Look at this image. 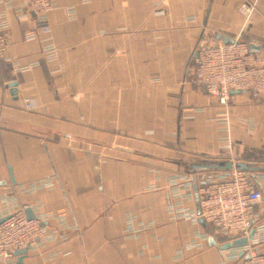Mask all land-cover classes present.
Listing matches in <instances>:
<instances>
[{
	"label": "crops",
	"instance_id": "1",
	"mask_svg": "<svg viewBox=\"0 0 264 264\" xmlns=\"http://www.w3.org/2000/svg\"><path fill=\"white\" fill-rule=\"evenodd\" d=\"M244 1L58 0L48 34L25 10L5 14L0 198L14 193L19 206L40 205V213L65 210L67 222L50 220L62 240L21 264H229L203 223L173 217L180 197L171 180L201 170L191 165L254 166L249 154L264 156V92L224 103L190 80L197 43L208 35L264 53V0H248V15ZM49 45L57 61H47ZM193 197L180 199L195 208ZM129 216L135 227L154 226L128 237ZM205 231L201 247L188 246Z\"/></svg>",
	"mask_w": 264,
	"mask_h": 264
},
{
	"label": "built area",
	"instance_id": "2",
	"mask_svg": "<svg viewBox=\"0 0 264 264\" xmlns=\"http://www.w3.org/2000/svg\"><path fill=\"white\" fill-rule=\"evenodd\" d=\"M58 0H0L4 9L0 10V61L6 59L10 42L4 28L5 14L10 10L31 13L40 23L44 34L50 32L47 15L58 7ZM63 1V0H61ZM252 3L245 0L240 12L248 15L253 11ZM69 18H77L74 6L65 8ZM21 18L25 14L19 15ZM28 32L27 36H33ZM249 43L241 40L225 41L221 36L208 35L200 39L196 46V57L190 80L194 88L202 93L227 102L233 92H247L253 99H259L264 92V53L252 52ZM48 62L57 61V49L53 45L44 48ZM27 66L24 70H28ZM61 69H64L62 67ZM30 107V104L27 105ZM49 187V181L39 182ZM24 188V186H22ZM36 184L26 189L35 190ZM171 187L174 196L194 198L195 208H186L179 198L170 205L176 220H188L196 225L203 223L220 245L247 238L245 245L233 246L223 250V263L264 264V221L258 208L264 205V170L249 172L234 169L207 177L197 184L193 175L178 174L172 177ZM28 191V190H27ZM39 206H19L14 193H6L0 198V264H17V250L27 249L28 253L41 251L51 242L62 240L48 223L50 220L65 226L66 212L40 213ZM27 209L34 217L29 219ZM37 209V212H36ZM131 216L127 217V236L139 237L142 231L154 224L135 227ZM254 230L253 238L249 235ZM193 238L188 246L201 247L208 233Z\"/></svg>",
	"mask_w": 264,
	"mask_h": 264
},
{
	"label": "water",
	"instance_id": "3",
	"mask_svg": "<svg viewBox=\"0 0 264 264\" xmlns=\"http://www.w3.org/2000/svg\"><path fill=\"white\" fill-rule=\"evenodd\" d=\"M225 41H228L225 39ZM228 42H232V41H228ZM249 49L252 52H259L261 47L255 44H250L249 45ZM15 87V86H12ZM14 93V91H12ZM235 93H239L238 91L233 92V94ZM191 167L196 170V169H201V170H224V171H232L234 169H239V170H244V171H262L264 170V166H258V165H254V166H240V165H235L232 164L230 162L224 164V165H191ZM27 216L29 219L34 217V214L32 212L31 209H27ZM254 235V230L251 231L249 238L252 239ZM248 239L247 238H242V239H238L235 242H228L225 244L220 245V248L222 250H226L229 249L233 246H241V245H245L247 244ZM210 243L216 245V241L213 237H211L210 239ZM28 251L27 249H21V250H17L16 251V255L18 256V263L17 264H21L23 256L27 255Z\"/></svg>",
	"mask_w": 264,
	"mask_h": 264
},
{
	"label": "trees",
	"instance_id": "4",
	"mask_svg": "<svg viewBox=\"0 0 264 264\" xmlns=\"http://www.w3.org/2000/svg\"><path fill=\"white\" fill-rule=\"evenodd\" d=\"M251 157V158H250ZM254 157V158H253ZM264 158V156L260 153V152H255L254 154H249L248 159L254 161L256 164H258L259 166H264V160H258L256 158ZM253 158V159H252ZM220 172H228V171H224V170H196L193 172L194 177H195V181L197 184H200V176L203 174H211L212 176H216L217 173ZM249 172H255V171H249Z\"/></svg>",
	"mask_w": 264,
	"mask_h": 264
},
{
	"label": "rangeland",
	"instance_id": "5",
	"mask_svg": "<svg viewBox=\"0 0 264 264\" xmlns=\"http://www.w3.org/2000/svg\"><path fill=\"white\" fill-rule=\"evenodd\" d=\"M250 158H251V157H250ZM253 158H254V157H253ZM253 158H252V159H253ZM256 159H258V160H264V158H261V157H260V158H256Z\"/></svg>",
	"mask_w": 264,
	"mask_h": 264
}]
</instances>
